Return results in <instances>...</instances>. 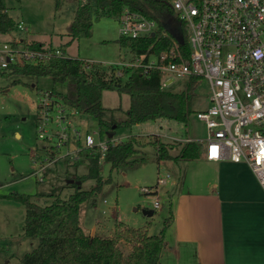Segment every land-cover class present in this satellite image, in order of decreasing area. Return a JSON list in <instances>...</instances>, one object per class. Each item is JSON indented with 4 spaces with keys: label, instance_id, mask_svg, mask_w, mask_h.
Returning a JSON list of instances; mask_svg holds the SVG:
<instances>
[{
    "label": "rangeland",
    "instance_id": "obj_1",
    "mask_svg": "<svg viewBox=\"0 0 264 264\" xmlns=\"http://www.w3.org/2000/svg\"><path fill=\"white\" fill-rule=\"evenodd\" d=\"M4 3L16 24L22 22L26 29L15 26L8 33H1V42H10L18 49L25 48V44L33 40L46 45L53 43V46L65 49L68 56L99 62L105 69L120 59L131 58L130 52L118 43L121 36L119 16H101L94 20L89 36L71 40L68 25L74 17L76 5L66 3L57 10L55 0H4ZM15 78L23 82L11 84ZM125 80L124 77L123 83ZM186 86V82L176 81L170 90L178 92ZM52 90L65 92L66 84L54 82L50 77L0 76V264H5L7 260L11 261L10 264H22V256L39 242L37 237L25 234L24 204L9 195L31 194L33 201L45 205L51 203L52 198L44 195L61 194L62 198H67L75 190L74 177L88 171V160L84 154L90 150L82 148L83 152L80 150L69 156L64 155L68 151L64 147L60 150L62 156H58L56 162L41 173H34L40 165L35 163V157L50 158L47 144L38 138L36 124L39 99L43 92ZM192 93L194 111L183 123L159 119L109 129L101 127L91 115L80 113L74 117L78 129L82 133H92L96 141L126 140L136 135L143 146L133 159L145 158L140 164L112 172L109 164H102V175H112L113 180L97 197L82 206L80 221L88 233L112 236L116 224L121 221L134 228L148 226L151 234H158L170 214V194L177 195L185 189V185L194 187L199 182L202 185L205 180L217 179V174L209 171L211 165L207 161H158L156 147L151 143L156 134L163 142L175 146L170 152L176 155L185 142L182 140L206 137V125L197 118L196 112L209 106L208 82L198 80ZM102 104L108 121H122L130 106V95L117 89L105 90ZM73 143L70 147L75 146L74 149L78 150L79 145ZM200 146V157L203 158L202 144ZM43 175L45 177L41 181ZM167 175L170 177L167 178ZM161 176L167 178L166 184L158 183ZM94 183V180L88 179L82 183V188L90 189ZM143 188H151L153 193H145ZM165 188L169 191L166 192ZM156 200L161 204L159 208L154 206ZM150 210L155 212L151 216L146 214Z\"/></svg>",
    "mask_w": 264,
    "mask_h": 264
},
{
    "label": "trees",
    "instance_id": "obj_2",
    "mask_svg": "<svg viewBox=\"0 0 264 264\" xmlns=\"http://www.w3.org/2000/svg\"><path fill=\"white\" fill-rule=\"evenodd\" d=\"M66 3L76 5L74 17L68 25L71 40L89 36L95 19L104 15L119 16L126 6L156 19L160 30L156 36H120L118 43L121 47H129L133 53L143 54L151 46L154 52L168 47L173 35L187 40L184 25L176 19L165 0H55V7L60 10ZM15 26V19L8 13L4 0H0V32L8 33ZM162 29H167L169 36L159 38ZM25 46L42 49L46 44L33 40ZM0 75L50 77L54 82L65 83V92L52 90V94L80 113L95 117L101 127L107 126L109 129L159 119L183 123L194 111L192 89L197 79L191 80L181 91L164 90L158 70L144 73L137 69L123 83L121 78L114 77L99 62L66 55L37 64L11 63ZM22 82V79L15 78L11 84ZM111 89L130 95V106L122 121H108L104 116L102 94ZM153 136L151 143L156 147L158 161H193L200 158L201 146L196 141L183 142L179 152L173 155L170 151L174 145L163 142L156 134ZM142 146L140 139L131 135L126 140L109 143L103 161H100L101 154L96 149L86 151L84 155L88 160V171L74 177L75 190L67 198H62L61 194L44 195L52 198V202L41 205L32 200L31 194H10L25 206V234L39 240L36 247L22 256V264H161V254L166 245L165 231L173 219L172 210L158 234H151L148 226L134 228L119 221L114 235H94L88 233L80 221L83 204L97 197L113 180L112 175H102V164H109L111 172L140 164L145 158L133 157L141 151ZM57 152L53 149L54 154ZM88 179L94 180V185L90 189L82 188V183ZM77 181H80V185Z\"/></svg>",
    "mask_w": 264,
    "mask_h": 264
},
{
    "label": "built area",
    "instance_id": "obj_3",
    "mask_svg": "<svg viewBox=\"0 0 264 264\" xmlns=\"http://www.w3.org/2000/svg\"><path fill=\"white\" fill-rule=\"evenodd\" d=\"M165 1L184 25L187 40L181 43V36L173 35L168 47L154 52L151 46L143 54H135L131 48L124 47L131 58L111 63L107 70L122 82L137 69L144 73L158 70L164 90L172 89L176 81L189 83L193 79H205L210 103L197 111L196 116L206 125V137L182 141L202 144L207 160L248 165L264 190V0ZM119 22L123 37L156 36L160 30L156 19L128 6L119 15ZM16 27L26 29L22 22ZM162 36H169L167 29L159 32L158 37ZM66 55L58 46L18 49L0 40V74L11 63L37 64ZM79 114L76 108L64 104L51 91L42 93L36 126L38 138L47 144L50 158L35 157V163L40 164L34 172L36 175L56 162L64 147L68 149L64 155L69 156L82 148L96 149L102 161L109 143L120 141H96L92 133H82L74 122ZM72 141L79 145L78 150L70 147ZM53 149L58 152L54 154ZM167 178L159 177L158 183L166 184ZM143 192L153 193V190L143 188ZM160 205L156 200L155 208Z\"/></svg>",
    "mask_w": 264,
    "mask_h": 264
},
{
    "label": "crops",
    "instance_id": "obj_4",
    "mask_svg": "<svg viewBox=\"0 0 264 264\" xmlns=\"http://www.w3.org/2000/svg\"><path fill=\"white\" fill-rule=\"evenodd\" d=\"M202 155L217 179L170 194L161 264H264V190L248 165Z\"/></svg>",
    "mask_w": 264,
    "mask_h": 264
},
{
    "label": "water",
    "instance_id": "obj_5",
    "mask_svg": "<svg viewBox=\"0 0 264 264\" xmlns=\"http://www.w3.org/2000/svg\"><path fill=\"white\" fill-rule=\"evenodd\" d=\"M179 41H180L181 43H183V42H184L183 37H179ZM77 183L80 185V181H78ZM153 213H154L153 210H150V211H147V212H146V214L149 215V216L153 215Z\"/></svg>",
    "mask_w": 264,
    "mask_h": 264
}]
</instances>
